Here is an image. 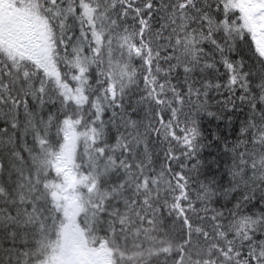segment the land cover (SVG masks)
Masks as SVG:
<instances>
[{
	"label": "snow or ice",
	"instance_id": "6c2138e0",
	"mask_svg": "<svg viewBox=\"0 0 264 264\" xmlns=\"http://www.w3.org/2000/svg\"><path fill=\"white\" fill-rule=\"evenodd\" d=\"M0 264H264V0H0Z\"/></svg>",
	"mask_w": 264,
	"mask_h": 264
}]
</instances>
